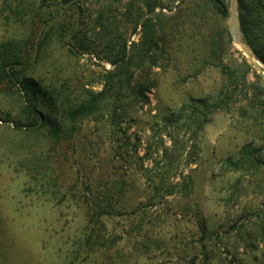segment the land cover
I'll list each match as a JSON object with an SVG mask.
<instances>
[{"label":"rangeland","instance_id":"374dc122","mask_svg":"<svg viewBox=\"0 0 264 264\" xmlns=\"http://www.w3.org/2000/svg\"><path fill=\"white\" fill-rule=\"evenodd\" d=\"M219 1L0 0L62 131L0 86V264H264V75ZM236 1L264 69V0Z\"/></svg>","mask_w":264,"mask_h":264},{"label":"trees","instance_id":"16d2710c","mask_svg":"<svg viewBox=\"0 0 264 264\" xmlns=\"http://www.w3.org/2000/svg\"><path fill=\"white\" fill-rule=\"evenodd\" d=\"M170 1V0H168ZM173 1V0H171ZM199 1H208L214 4V6L217 8L219 12H223V5L220 4L219 0H199ZM238 2L241 4V0H238ZM154 8V6H153ZM239 23H240V30L242 34L244 35L245 39L247 40L249 44V33L248 30L246 29V21H245V16L240 15L239 17ZM34 26L33 24V18L28 22V25ZM51 28V29H50ZM30 30H32V27H29ZM49 30H52V27H49ZM64 32V27L62 25H58L56 34H63ZM51 31L48 33L50 34ZM58 39L56 40L57 42H62L63 36L59 35L57 37ZM31 38L29 36L26 37V39L21 42V41H15L11 42L8 45L7 44H2L0 45V50H1V65L3 66L2 70H0V86L4 85L6 83L7 90L10 92L14 87L17 89V91L22 92V102L24 104V107L26 109L27 115L24 116V118L19 119V120H14L13 124L15 128H21L24 127L29 130H45V128L48 126V128L56 129L55 133H51L52 136H54L55 140L58 138V134L61 133L62 131L53 128V126L46 122L44 114L41 110L38 108H41L42 110L48 112V113H55L56 107L54 103L51 101V98H53L51 95L52 89H50L48 86L42 87L41 84L35 82L33 79H30L28 77H23L19 79L15 73H13V70L15 67L20 66V65H25L29 66L30 62L28 60L29 53L27 52L28 50V40ZM252 40V38H251ZM253 41V40H252ZM14 43V44H13ZM16 44V45H15ZM13 48H18L19 50L16 52L13 51ZM254 50L255 56L264 63V58L259 55L256 49ZM125 51H126V40L123 41L122 46L118 45V50H117V57L122 58L123 60L125 58ZM10 67V70H6L5 68ZM42 87V88H41ZM4 88V87H3ZM6 90V89H4ZM53 93V91H52ZM48 96V97H47ZM43 97L49 98V101L47 104L41 101ZM74 112L72 111H62L60 114V118L62 119V123L58 126L60 128L65 122L70 121L72 122L74 120L80 119L81 120V115L88 114L84 110V108L79 107L78 109H73ZM72 112V113H71ZM75 113V115H74Z\"/></svg>","mask_w":264,"mask_h":264},{"label":"water","instance_id":"95a60500","mask_svg":"<svg viewBox=\"0 0 264 264\" xmlns=\"http://www.w3.org/2000/svg\"><path fill=\"white\" fill-rule=\"evenodd\" d=\"M236 6H237V1L232 0V5H231L232 10L231 11H232L233 19H234V23L233 25H231V29H230L232 40L235 44L239 45L243 49L244 54L248 57V59L251 61L254 67L264 75V69L261 68V63L258 60L254 59L252 55H250V53L248 52L246 46L243 43H240L237 39V35L235 34V30L237 32V29H238V18H237Z\"/></svg>","mask_w":264,"mask_h":264},{"label":"bare ground","instance_id":"6f19581e","mask_svg":"<svg viewBox=\"0 0 264 264\" xmlns=\"http://www.w3.org/2000/svg\"><path fill=\"white\" fill-rule=\"evenodd\" d=\"M232 16H233V15H232ZM232 16H231V17H232ZM231 23H232V25H233V23H234V19L231 20ZM235 34H237L236 30H235Z\"/></svg>","mask_w":264,"mask_h":264}]
</instances>
